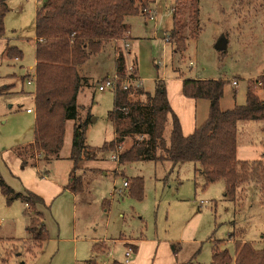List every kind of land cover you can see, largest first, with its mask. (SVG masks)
Masks as SVG:
<instances>
[{"label": "rangeland", "instance_id": "obj_1", "mask_svg": "<svg viewBox=\"0 0 264 264\" xmlns=\"http://www.w3.org/2000/svg\"><path fill=\"white\" fill-rule=\"evenodd\" d=\"M43 2L7 0L11 10L4 18L5 35L23 52L21 61L13 62L12 67L19 72V86L23 83L26 92H8L0 101V172L16 191L30 188L48 194L54 188L52 182L60 185L68 182L73 167L68 156L74 121L67 122L59 158L40 160L37 165L33 161L22 165V159L14 151L34 137V113L28 114L27 108L34 109L35 99L27 78L22 80L24 75L32 74L30 68L35 66V18L37 7ZM175 3V0H157L156 5H152L155 20L149 19L151 14L148 13L130 18L131 39L127 43L131 47L126 48L123 39L112 43L123 47L128 54L127 69H137L142 81L139 87L152 93L159 79L176 85L181 77L196 76L225 81L223 110L245 104L250 84L264 100L261 82L253 83L264 72V0H200L195 19L191 18L190 1H181L178 20L186 27V48L182 50L175 42L166 41L167 32L173 26ZM159 32H164V39L158 38ZM224 37L227 46L218 49L216 45ZM108 45L79 67L84 78L77 98L79 116L86 122V143L93 147H100L116 137L108 117L114 108V91L98 87L115 74L114 52ZM135 56L137 68L133 64ZM9 70L12 69H6L4 74ZM233 80L238 85H234ZM136 97L144 99V95ZM238 128V159L258 158L264 162V121H241ZM170 131L171 122L167 123L166 137ZM134 141V136L128 137L116 145L114 151L100 153L96 162L81 160L84 166L91 163L101 167L104 162L105 167L94 169L95 173L88 167L77 170L85 185L77 199L69 192H61L52 201L46 199L50 208L42 209L50 239L41 252L34 253L36 257L29 247H22L28 223L26 204L19 198L9 201L0 189V264H85L91 258L105 259L106 264L118 258L127 263L121 249H117L115 257L103 259L104 252L92 255L96 239L105 233L110 238L124 233L120 238L142 236L144 240L171 244L186 258L185 263L192 261V264H212L213 249L217 246L234 253V242L242 238L257 248L264 247V183L241 184L236 197H231L224 180L208 183L198 170L200 165L191 161L176 165L170 161H135L119 164V169H115L118 160L112 156L130 148ZM109 165L114 167L106 168ZM121 171L126 177L144 178L141 200L129 194ZM106 200H109L107 208ZM109 244L114 249V243ZM110 245L107 246L110 248Z\"/></svg>", "mask_w": 264, "mask_h": 264}, {"label": "trees", "instance_id": "obj_2", "mask_svg": "<svg viewBox=\"0 0 264 264\" xmlns=\"http://www.w3.org/2000/svg\"><path fill=\"white\" fill-rule=\"evenodd\" d=\"M175 1L173 26L167 32V37L168 43L175 42L178 49L182 50L186 48V27L178 20L177 9L184 0ZM189 1L191 18L195 19L199 13L200 0ZM154 3L155 0H44L37 8L35 73L23 78L24 81L25 78L34 76V139L14 149L22 159V165L32 161L37 165L40 160L59 158L65 142L67 122L74 121L68 156L73 161V167L65 188L76 194L85 190L83 177L76 174L79 162L96 160L100 153L114 151L116 145L130 136H134L135 141L130 148L118 153L120 165L135 161H170L173 165L191 161L200 165L198 170L204 174L208 183L224 180L231 197H236L241 184L249 181L264 183L262 160L249 162L237 157L238 123L264 121V100L259 97L253 85L250 84L247 88L245 104L223 110L221 99L224 95V80L184 79L185 96L209 100L207 119L192 134L186 136L179 117L171 107L165 80H157L152 93L136 85L124 88L123 82L138 77V71L134 69L133 73L128 74V54H125L121 46L116 47L115 72L118 79L113 89L114 108L108 114L116 137L100 147L86 143V122L80 120L77 102L84 85L79 67L101 53L113 41L126 39L131 27L130 18L140 14L147 15ZM8 10L7 0H0V36L5 33L4 18ZM195 33L192 34L196 36ZM5 55L9 59H22L23 52L16 46H7ZM137 60L135 56L133 64L136 68ZM258 82H261L264 89V72L253 83L256 85ZM137 95H144V99L137 98ZM169 122L171 131L166 137ZM125 181L129 194L141 200L144 195V178L126 177ZM0 189L9 201L19 198L29 205L25 211L28 223L22 247H29L33 254L41 252L50 239L42 208L50 207L41 195L29 189L16 191L6 182L1 172ZM219 241L222 242L218 240V243ZM234 243V253L227 248L215 247L212 264H264V247L257 248L244 238ZM22 251L15 253L22 254ZM88 263L96 264V261L89 260ZM113 264L126 263L115 260ZM183 264H192V261Z\"/></svg>", "mask_w": 264, "mask_h": 264}, {"label": "crops", "instance_id": "obj_3", "mask_svg": "<svg viewBox=\"0 0 264 264\" xmlns=\"http://www.w3.org/2000/svg\"><path fill=\"white\" fill-rule=\"evenodd\" d=\"M10 10H11V8H9L8 11H10ZM160 33H162V32L158 33V38L164 39L163 37L165 36V34H164V36H160L159 35ZM132 38L134 39L133 36H132ZM36 40H37V37L34 38V43ZM116 45L112 44V43L108 45L109 47L111 46V48L114 52V60H115V57L117 55V53H116V47L117 46ZM7 46L18 47L17 45L11 44V39L9 37H7L4 33V35L0 36V101L3 100V95L7 94L8 92H13V93H25L26 92V90L23 86V83H21V85L19 86V82H18L19 81V72L17 73V71L15 69H13V67H12V66H14L13 62H15V61L19 62V61H21V58L16 57L15 59H9L5 55V50H6ZM130 51H131V48H130ZM35 66H36V61H35ZM35 66L30 68V69H32V72H31L32 74H30V72L29 73L27 72V73L30 75H34ZM20 67H21V69H23V66H20ZM8 68H11L12 70H9V72L7 74H4L6 72V69H8ZM23 75H24V73H23ZM138 76L140 78L139 73H138ZM33 77L27 78V84L29 86H31V88H32L31 93H33V97L35 99V83H34ZM186 78L187 77H181L178 82L174 81V82H176V85H173V82H172V85L166 84V87H167V93H168V97H169L171 107L174 110V112L177 114V116L179 117L184 135L188 136L194 132V130L196 129L197 126L202 124L207 119L208 113H209V100L204 99V98L194 99V98L185 96L183 93V80ZM191 78L192 79H200L201 77L195 76V77H191ZM22 82H24V81L22 80ZM141 86H142V81H141L140 87ZM34 105H35V102H34ZM11 108H12V106H11ZM221 108H222V103H221ZM27 109H31V108H27ZM27 113L28 114L34 113V125H35V118H36L35 106H34V109L32 112L27 111ZM33 139H34V137H33ZM33 139H32V141H33ZM32 141H30V142H32ZM30 142H28V143H30ZM253 160H261V159L257 158V159H253ZM253 160H251V161H253ZM85 161H88V160H85ZM96 161H97V159L91 160V163L96 162ZM91 163H88V165L84 166L83 161H81L79 163V170L82 169L83 167H88V168L92 169V172H94V169H96V168L105 167L104 162H102L101 167L90 165ZM116 163L117 164H116L115 169L118 170L120 167L119 162L116 161ZM113 167H114V165H109L106 168H113ZM38 171H40V170H38ZM44 171H46V170L44 169ZM105 175H107V172L105 173ZM124 176H125V174H124ZM43 177L45 179H48V176L46 177V175H44ZM52 184L54 185V188L48 194H44L43 191H41V190L38 191V190H31L30 188H28V189L39 194V195H41L44 198L46 204H47L46 199L52 201L55 198H57V196L59 194H61V192H63V193L69 192L70 194H72V196H74L77 199L78 194L73 193L70 190L66 189L65 188L66 184L60 185L56 182H52ZM56 188H57V190H56ZM52 191H54V192H52ZM106 203H108L106 206V208H107V207H109V201H106ZM106 208H105V211L108 210ZM108 235H107V233H105L103 235V237L96 239L95 244L92 247V250H93L92 255L94 252H95L94 255L102 254L104 252L103 253L104 257H102L103 259L105 257H111V256L115 257L117 249H119V250L121 249L122 255H123L122 258H125L126 248L131 246L135 249V251L131 255L130 260L126 264H183L186 262L185 261L186 258L181 257L179 254V250L174 246L171 247V244L158 243V242L156 243L154 241L144 240L142 236H140L138 238H131V237L128 238L127 237V239L120 238V235H124V233H119V235L117 236L118 238L117 237L110 238ZM111 241L114 243L112 245L114 247V249H111L112 247L109 244ZM107 245L108 246L110 245V248ZM99 248H100V250H99ZM149 250H150L149 254L146 255V252ZM107 251L112 252V254L109 255V252H107ZM19 257H22V255H19ZM90 260H95L96 264H102V262H103V264L107 263L105 259L104 260L100 259V261H99V260H97V258H91ZM115 260L121 261V262L124 261V260H120L119 258L115 259ZM87 262L88 261H86V263Z\"/></svg>", "mask_w": 264, "mask_h": 264}, {"label": "built area", "instance_id": "obj_4", "mask_svg": "<svg viewBox=\"0 0 264 264\" xmlns=\"http://www.w3.org/2000/svg\"><path fill=\"white\" fill-rule=\"evenodd\" d=\"M156 1H157V0H155L154 5H156ZM148 14H149V15L151 14L149 19H151V20H155V11H154V9H153L152 7L148 10ZM128 37H129V33L126 34V39H124V41H125V47H126V48L131 47L130 44L127 43V40L129 39ZM166 41H168V37H166ZM133 71H134L133 67H130V69L128 70V74L133 73ZM127 78H128V77H127ZM117 79H118V75H117V73L115 72V74L113 75V77H111V78H107L104 82L100 83L98 87H99L100 90H107V89H112V90H113L114 87H115V81H116ZM233 84H234V85H237L238 82H237L236 80H233ZM130 85L140 86V85H141V80H140V78H139V77H136V78H129V79H126L125 82H124V85H123L124 88H128V87H130ZM27 111H28V112H32L33 109H27ZM112 159H114V160H118V155H117V154H114V155L112 156ZM120 193H121V195H123V191L120 190ZM26 207L28 208L29 205L26 204ZM133 253H134V249H133V247L129 246V247L126 248V252H125V261H126V262L129 261V259L131 258V255H132ZM111 254H112V252H109V255H111Z\"/></svg>", "mask_w": 264, "mask_h": 264}, {"label": "water", "instance_id": "obj_5", "mask_svg": "<svg viewBox=\"0 0 264 264\" xmlns=\"http://www.w3.org/2000/svg\"><path fill=\"white\" fill-rule=\"evenodd\" d=\"M160 36H164V33L162 32V33H160L159 34ZM227 43H226V39H225V37L224 38H222L218 43H217V45H216V47L218 48V49H225L226 48V45Z\"/></svg>", "mask_w": 264, "mask_h": 264}]
</instances>
